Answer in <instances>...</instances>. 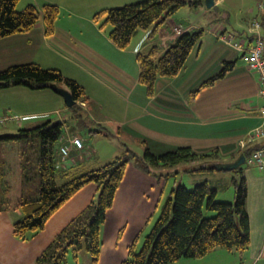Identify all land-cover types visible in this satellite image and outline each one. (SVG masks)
<instances>
[{
	"label": "crops",
	"instance_id": "crops-1",
	"mask_svg": "<svg viewBox=\"0 0 264 264\" xmlns=\"http://www.w3.org/2000/svg\"><path fill=\"white\" fill-rule=\"evenodd\" d=\"M220 1L222 0H214L213 7H217ZM64 4L67 15L61 17L66 18L56 19L52 34H45L43 21L40 19L26 33L0 38V70L26 62L60 70L63 75L74 79L87 93V99L82 102L85 106V109L81 108L83 113L76 114L79 126L87 125L90 132L96 130L94 127L97 126L107 131L91 132L109 141L112 146L107 147L106 151L71 148L69 156L60 162V166L65 165L71 169L95 168L141 139L146 141L151 150H173L189 146L194 151L202 146H195L197 142H208L219 133L225 135H221L218 140H224L229 138L227 136H232L233 130L237 131V142H212L211 145H203L204 150L195 151L202 154L207 153L206 148L215 150L218 158L213 160L215 162H231L244 150L264 144V137L247 141L255 127L264 125V115L259 110L262 100L258 93V77L247 67L241 52L235 49L237 53L234 52L236 55L232 57L230 54L227 57L219 55L212 65H204L205 68L193 80L185 82L183 74L188 70L189 53L183 68L175 76L158 77L153 96L147 97L146 91L137 88L139 67L136 55L146 52L152 45H157L163 51L173 43L178 36L172 30L175 22L170 19V27L167 26V30L165 27L159 28L152 38L148 37L150 29L142 30L137 34L132 48L121 50L92 22L93 33L80 37L76 33L78 30L81 34L83 24L71 21V14L89 21L92 13L109 8L108 6L77 5L73 0H64ZM262 9L263 20L260 19V23L264 34V7ZM178 22L177 25H184V31H195L197 28L190 23ZM211 26L220 42L229 45L221 35L232 37L233 42H237V38L243 44L250 41L247 28L240 31L235 28L227 30L221 24L215 26L213 23ZM197 44L198 42L192 47V51ZM200 48L201 46L195 54L198 58ZM41 60H46L44 62L47 63ZM224 61H234L233 68L211 85L200 87L203 81L216 74L210 68L214 70L216 65L219 68ZM136 90L138 94H134ZM194 91L196 92L192 94ZM65 108L71 109L50 87L30 89L15 85L0 89V115H8L13 111L9 115L19 116L16 121L19 125L14 124V130L0 129V136H15L0 141V188L4 190L9 187L12 194L17 190L16 196H12L9 201L0 198V264H35L37 256L52 242L55 235L97 196V186L93 183L86 184L49 217L42 230L29 233L26 240H20L12 234L13 222L23 215L18 200L23 191L21 161L26 137L21 130L40 123L23 126L22 122L40 117L59 120L63 127L62 135L81 138L77 127L72 126L73 123L69 124L70 117L61 115V110ZM50 113L56 116L51 118ZM242 169L247 182L246 209L250 223V244L240 254L241 264L245 260L248 261L247 264L259 261L264 264V172L248 165ZM154 171L155 174H148L132 161L127 163L113 204L107 210L100 229L101 245L96 264H121L131 247L135 250L140 248L160 213L168 184L162 173ZM201 172L208 174L206 181L209 180V173L215 177L220 175L215 171ZM177 183L180 182L174 177L167 197ZM3 194L5 192H1ZM89 261V256L83 254L77 261L70 260L69 264H89Z\"/></svg>",
	"mask_w": 264,
	"mask_h": 264
},
{
	"label": "trees",
	"instance_id": "trees-1",
	"mask_svg": "<svg viewBox=\"0 0 264 264\" xmlns=\"http://www.w3.org/2000/svg\"><path fill=\"white\" fill-rule=\"evenodd\" d=\"M18 0H0V38L16 33H26L38 20H42L46 35L54 30L59 14L56 4L46 3L38 10L28 4L17 9ZM201 0H138L118 7L104 8L96 12L94 20L103 17V23L111 26L110 41L120 49L126 48L138 30H148L154 37L161 24L178 8L189 4L196 7ZM264 5V4H263ZM201 30L184 31L173 43L160 51L152 45L146 52L136 55L139 73L138 82L152 96L158 77L175 76L184 66L192 47L199 42ZM234 66V61H224L220 70L203 81L200 87L211 85ZM52 83L68 89L76 101L71 109H81L78 102L87 99L85 91L74 79L56 68H43L34 62L9 65L0 70V89L22 85L30 89L49 87ZM197 91V90H196ZM196 91L192 92L194 94ZM99 130H92L97 132ZM61 121L45 120L33 127L21 130L24 137L39 139L33 179L29 177V159L25 152L21 161V189L18 200L23 215L12 224V234L26 240L29 233L43 229L49 217L79 189L89 183L97 186V196L74 217L52 242L37 256L35 264H69L80 256H89V264H96L101 245L100 229L107 210L112 206L115 193L123 178L128 162L145 173L155 174V168L173 166L183 161L201 160L202 164L191 171H218L213 162L206 159L210 153L198 154L189 146H181L160 154L153 153L144 139L142 154L130 148L95 168L75 169L60 166L58 145L62 135ZM15 136H0V141ZM256 148V147H253ZM253 148L243 151L246 155ZM215 151V150H214ZM243 166L233 170L234 201L215 200L216 189L208 181L194 185L191 190L181 183L173 187L163 202L160 213L138 250L129 249L121 264H170L180 258L202 257L216 248L242 254L250 244V223L246 209L247 182ZM60 179V182H58ZM33 182L31 185L30 183ZM204 209L213 212L206 216ZM69 255V256H68Z\"/></svg>",
	"mask_w": 264,
	"mask_h": 264
},
{
	"label": "rangeland",
	"instance_id": "rangeland-1",
	"mask_svg": "<svg viewBox=\"0 0 264 264\" xmlns=\"http://www.w3.org/2000/svg\"><path fill=\"white\" fill-rule=\"evenodd\" d=\"M73 1L77 5L89 4V5H106L104 7H107V6L108 7L110 6L118 7L126 3L136 1V0H73ZM46 3H52V4L58 3L56 4L59 8V14L57 18H63V20H65L64 18L66 17H61L64 15L65 16L67 15V12L64 8L65 6L64 0H18L17 9H23L26 5L33 4L36 6L38 10H41L42 6ZM262 4H264V0H222L220 1L217 7L212 6L211 8H207L203 2L196 5V7H193L187 4V5L181 6L172 15L167 17V19L163 22V24H161L162 26H160V28L165 27L166 28L165 30H167V26L170 27L168 22L170 19H172L176 23V24L174 23V25L179 24L178 21H181L184 24L190 23V24L197 26L196 30H202L200 40L198 44L194 47V50L193 51L191 50L190 56L187 60L188 70L187 72L183 74V76H185V79H184L185 82L186 80H193L194 76H196L198 72H201L205 68L203 67L204 65L208 63L212 65L213 60H215V58L217 59L219 55L222 54L227 57L230 54V57H232L234 56L235 53H237L235 48H233L232 46L230 47V45H228L226 42L218 41V39L215 37L216 35L211 25H213V23L215 24V26L216 24H219V25L221 24L222 26L227 27V30H231L232 28H235V29L242 31L243 29L247 28V33H248L250 24L254 20H259V21L260 19L263 20V17H262L263 9L262 7H260V5L262 6ZM96 12L91 14L90 18H88L89 21L81 17H78L74 14H71V21H73L76 24H79V22H81L84 26L81 34H79L77 30L76 34L78 36L80 37L90 36L93 33L91 31L93 27L91 26V23H90L92 22L93 24L96 25L97 29L101 30L102 32H105L108 37V31L110 29V25L107 23L101 24L103 21V17L99 18L97 21L94 20L93 16ZM180 25L181 27L184 26L183 24H180ZM182 29L184 28L182 27ZM140 32H142V30H138L137 33L132 36L129 45L126 48L121 49V50L132 48L133 42L137 40L136 39L137 34H140ZM235 41H238V38L235 39ZM114 46L118 48L116 45ZM199 46H201V48L199 52L200 55L198 58L195 54ZM41 61H43V63H47V62H44L46 60H41ZM221 67H222L221 64L219 68L216 65L214 70L210 68V71H215V73H217ZM137 88L138 89L142 88L144 92L146 91L145 87L140 83L137 85ZM137 90L134 92V94L138 92ZM147 97H151V96L147 95ZM78 104H80L81 108L85 109V106L83 105L82 102L81 103L78 102ZM13 113H14L13 111H10L8 115L13 114ZM82 113L83 111H81V109L79 108H74V110L70 108H67V109L65 108L61 110L62 116L66 115V117L67 116L70 117L69 124L73 123L72 126L75 125L77 127L76 130L81 135L84 148H87V150L89 151H91V149H94V150L98 149L99 151H106L107 147L112 146L108 140L101 138V137H97L96 135L93 134L95 132L91 133L90 131H88L87 125L86 127L83 125L79 126L80 123L76 121V114L81 115ZM49 115H50L49 117L51 118H54L56 116L54 113H50ZM44 120L45 118L40 117V118H36L30 121L22 122V125L23 126L33 125V124H36ZM16 121L17 120L15 119H9L5 121L3 125L0 124V129L2 131L14 130V127H13L14 124L19 125ZM94 129L107 133L106 130L100 128L99 126L94 127ZM236 133L237 131L233 130L232 136L231 135L227 136L229 138H226L224 140L223 139L218 140V138L221 137V135L223 136L225 135L224 133H219V134H216L215 136L216 138L210 139L208 142H202V143L197 142L195 143V146H199V145H202V146L197 147L196 149H199V150H194V151H201L200 149H203V145L205 146L211 145L212 142L222 143L223 141H226L224 142L225 144L229 142L232 143L233 141L237 142L235 139ZM24 140H25L24 142L25 159H29L28 160L29 161L28 172L30 175L29 177L31 178L30 181L36 180L35 184L37 185L38 181L36 177L35 179H33L34 174H33L32 169H33V165H35L36 163V151H37L39 139L36 136H32V137H26L24 138ZM222 147L224 148V146ZM129 148L137 154H142L143 152V144L138 141L131 143ZM162 149L163 148H155L154 150H151V151H153V153H156V154H160L166 151H171V150H162ZM205 151H207V153H210L211 155L206 159L207 161L210 160V162L214 163L215 161L213 160L218 159L216 155L217 153L215 151L209 150V148H206ZM221 153L223 154V151ZM215 163H219V162H215ZM201 164H202L201 160H196L194 162L183 161L173 166H161V167L155 168L156 172L162 173L164 177L167 178L168 180V184H167L164 196H163V202L166 200L168 190L170 189L173 183L174 177H176L178 182L184 183L188 187L187 188L188 190H191L195 184L206 181L205 178L208 177L207 173L201 172V171L189 172L192 168L198 167ZM245 165H246L245 163L242 164V166H245ZM215 172L216 174H220V175H216L217 177H215L213 174L209 173L210 175H209V180H208L209 186L212 189L217 190L215 200L220 201V202L232 203V201H234V186H233L232 179L233 178L238 179L239 174L237 172H234L233 170H230V171L218 170ZM58 182H60V179H58ZM30 184L32 185L33 182H31ZM10 189L11 188L9 187H6L4 190L0 188V198L3 197L4 200L9 201L12 196L15 197L17 194V190H15L14 194H12ZM1 192H5V194L1 195ZM204 214L206 216H211L213 215V212L207 211L206 209H204ZM241 261L242 260L240 259V253L236 251H228L223 248H216L202 257L180 258L179 260L174 261L170 264H241ZM243 262H244L243 264L248 263V261L246 260ZM254 264H263V262L259 261V262H255Z\"/></svg>",
	"mask_w": 264,
	"mask_h": 264
},
{
	"label": "built area",
	"instance_id": "built-area-1",
	"mask_svg": "<svg viewBox=\"0 0 264 264\" xmlns=\"http://www.w3.org/2000/svg\"><path fill=\"white\" fill-rule=\"evenodd\" d=\"M260 7H264L260 5ZM262 24L259 20H254L249 27L248 34L250 41L248 44L243 42H233L232 37H226L221 35V38L226 40L229 45L242 53V58L246 63L247 67L254 72L258 77V93L262 100V105L259 110L264 115V34L261 32ZM172 30L175 34L179 35L184 32L179 25H174ZM9 119L18 120V115H0V124ZM264 137V125L255 127L252 132L248 135V141L255 138ZM71 148L77 150L83 149L82 139L76 135L64 136L61 135L58 145L59 163L69 156ZM248 166L256 167L258 170L264 172V144L256 148H253L245 156V162Z\"/></svg>",
	"mask_w": 264,
	"mask_h": 264
},
{
	"label": "water",
	"instance_id": "water-1",
	"mask_svg": "<svg viewBox=\"0 0 264 264\" xmlns=\"http://www.w3.org/2000/svg\"><path fill=\"white\" fill-rule=\"evenodd\" d=\"M203 3L207 8H211L214 5V0H203ZM49 87L63 98L66 106L71 107L75 104L76 101L72 98V95L68 89L59 86L55 83H52ZM244 162H245V154L240 153L231 162H219V163L214 162L212 163V166H214L217 170L230 171V170L238 169L239 167L242 166Z\"/></svg>",
	"mask_w": 264,
	"mask_h": 264
}]
</instances>
